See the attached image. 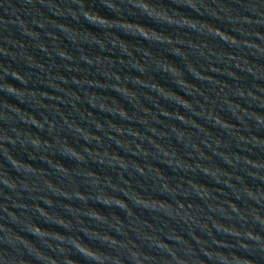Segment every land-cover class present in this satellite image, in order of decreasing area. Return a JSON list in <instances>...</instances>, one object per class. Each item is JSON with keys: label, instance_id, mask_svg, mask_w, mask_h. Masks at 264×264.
<instances>
[{"label": "water", "instance_id": "obj_1", "mask_svg": "<svg viewBox=\"0 0 264 264\" xmlns=\"http://www.w3.org/2000/svg\"><path fill=\"white\" fill-rule=\"evenodd\" d=\"M0 264H264V0H0Z\"/></svg>", "mask_w": 264, "mask_h": 264}]
</instances>
